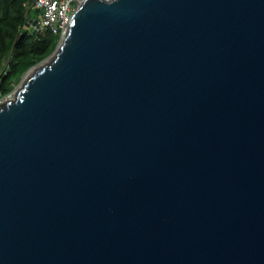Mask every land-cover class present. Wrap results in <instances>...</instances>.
<instances>
[{
	"label": "water",
	"instance_id": "obj_1",
	"mask_svg": "<svg viewBox=\"0 0 264 264\" xmlns=\"http://www.w3.org/2000/svg\"><path fill=\"white\" fill-rule=\"evenodd\" d=\"M14 92L0 264H264V0H84Z\"/></svg>",
	"mask_w": 264,
	"mask_h": 264
},
{
	"label": "trees",
	"instance_id": "obj_2",
	"mask_svg": "<svg viewBox=\"0 0 264 264\" xmlns=\"http://www.w3.org/2000/svg\"><path fill=\"white\" fill-rule=\"evenodd\" d=\"M0 0V97L11 93L23 76L46 60L56 49L59 37L51 31L22 33L26 20V2ZM33 16L37 11L31 10ZM10 58L9 64L5 62Z\"/></svg>",
	"mask_w": 264,
	"mask_h": 264
},
{
	"label": "built area",
	"instance_id": "obj_3",
	"mask_svg": "<svg viewBox=\"0 0 264 264\" xmlns=\"http://www.w3.org/2000/svg\"><path fill=\"white\" fill-rule=\"evenodd\" d=\"M83 1L84 0H31L25 3L27 7L26 14L28 12L31 13V10L37 11V16H32L40 22L38 32L51 31L54 35L59 37V45L67 35L72 17ZM9 61L10 58L5 62V66L9 64ZM27 73L23 76L21 82L15 89H17L26 78ZM14 90L6 96L0 97V105L5 104L14 97Z\"/></svg>",
	"mask_w": 264,
	"mask_h": 264
},
{
	"label": "rangeland",
	"instance_id": "obj_4",
	"mask_svg": "<svg viewBox=\"0 0 264 264\" xmlns=\"http://www.w3.org/2000/svg\"><path fill=\"white\" fill-rule=\"evenodd\" d=\"M21 85V84H20Z\"/></svg>",
	"mask_w": 264,
	"mask_h": 264
}]
</instances>
